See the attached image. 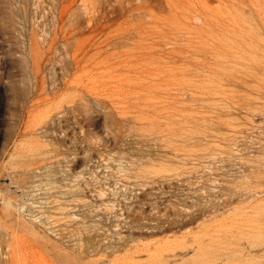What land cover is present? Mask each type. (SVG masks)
<instances>
[{
    "label": "rangeland",
    "instance_id": "obj_1",
    "mask_svg": "<svg viewBox=\"0 0 264 264\" xmlns=\"http://www.w3.org/2000/svg\"><path fill=\"white\" fill-rule=\"evenodd\" d=\"M70 1L81 20L101 0ZM162 1L160 22L132 38L149 51L147 112L126 120L87 98L72 144L57 123L25 137L11 92L31 79L33 36L60 32L54 0H0V259L264 264V0ZM36 145L43 165L21 155Z\"/></svg>",
    "mask_w": 264,
    "mask_h": 264
},
{
    "label": "bare ground",
    "instance_id": "obj_2",
    "mask_svg": "<svg viewBox=\"0 0 264 264\" xmlns=\"http://www.w3.org/2000/svg\"><path fill=\"white\" fill-rule=\"evenodd\" d=\"M67 2L54 0V6L50 7L52 12L59 11L58 16H53L57 23H62L60 32H55L49 42L43 40V43L31 35L33 38L26 49L29 52L26 69L31 79L12 80L11 92L16 105H24V114L31 118L25 122V131L22 133L25 137L37 135L39 130L48 129L57 123L62 137L65 136L72 144H78L85 131L80 129L76 113L87 98L108 104L126 120L130 118L127 115L135 111L131 110L132 107L138 106L140 109L136 112L140 115L147 112L146 106L144 108L147 101H144L147 98L146 81L150 74L149 51L144 45L133 47L132 38L135 31L140 37L147 33L149 22H160L161 15L157 9L162 10L163 1L101 0L96 5L84 6L81 20L75 19L74 2ZM135 13L139 14L141 24L138 29L133 28L128 18ZM60 37L63 45L59 52ZM61 53L64 56L61 62L64 64L59 67ZM44 146H27L20 152L36 160L34 163L41 160L38 165H43L50 152ZM91 171L86 174L89 175ZM166 211L173 213L175 207ZM6 253V257L4 255L0 259V264H19L15 248H9Z\"/></svg>",
    "mask_w": 264,
    "mask_h": 264
}]
</instances>
